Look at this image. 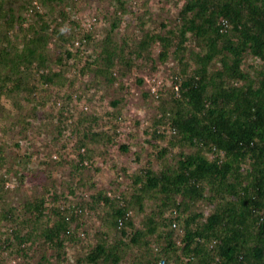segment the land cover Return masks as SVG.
I'll return each mask as SVG.
<instances>
[{
	"label": "trees",
	"instance_id": "1",
	"mask_svg": "<svg viewBox=\"0 0 264 264\" xmlns=\"http://www.w3.org/2000/svg\"><path fill=\"white\" fill-rule=\"evenodd\" d=\"M41 1L75 6L70 0ZM72 1L78 10V0ZM113 1V20L100 52L96 53L97 47L92 45L96 36L94 24L84 29L75 17L69 18L64 27L51 28L43 13L35 8L37 0H25L13 8L0 0V37L5 42L0 50V67L10 70L0 75V95L7 86L10 94L31 93L33 83L29 86L27 82L34 74L40 84L54 82L58 74L50 72L47 57L51 36H56L55 45L62 48L66 59L81 62V57H85L80 67L83 74L93 66L95 72L99 71L103 62L111 81L117 76L110 71L115 60L119 65L132 66V59L124 56L123 46L111 36L129 11L127 1ZM60 16V20L68 17L66 12ZM178 16L180 24L169 28L167 34L145 27L146 18L139 17L144 36L136 56H143L140 51L146 53L151 44L157 43L158 62H166L172 53L184 66L174 77L175 93L165 101L163 112L166 124L177 135L173 140L193 150L180 152L172 169L156 173L147 168L137 177L138 190L160 191L164 195L163 207L173 208L175 215L165 219L168 229L162 236V246H154L151 254L136 264H168L171 257L183 264H264V0H185ZM161 25L166 28L165 23ZM190 38L196 39L200 48L190 56L195 63L192 71L187 69L191 64H183L184 57L180 56ZM250 55L261 60L258 67L253 66L252 74L243 69L245 58ZM63 61L59 57L58 62ZM213 65L216 67L211 69ZM113 104L117 106L118 100H113ZM162 119L154 120L155 125L164 124ZM120 131L117 128L114 134ZM156 132L158 138H164L163 132ZM107 139L114 142L110 136ZM80 146L86 148L88 142L81 141ZM78 155L83 165L91 153ZM110 192L97 191L88 205L107 207L109 226L117 227L122 236L111 242L106 237L98 238L85 255L76 258V264H118L131 244L140 245L143 238L158 234L154 217H149L144 229H136L129 241H124L126 228L133 225L132 199L136 197L141 204L143 196L137 191L128 199L122 191ZM198 200H207L213 209L206 216L191 213L183 219L184 232L178 241L175 230L180 214L188 202ZM84 211L86 207L78 203L46 209L43 199L27 200L20 210L8 208L2 213L3 219L12 220L16 226L10 233L7 230L6 245L16 244L25 255L27 245L39 242L56 246L59 254L69 241L85 237L79 234Z\"/></svg>",
	"mask_w": 264,
	"mask_h": 264
},
{
	"label": "rangeland",
	"instance_id": "2",
	"mask_svg": "<svg viewBox=\"0 0 264 264\" xmlns=\"http://www.w3.org/2000/svg\"><path fill=\"white\" fill-rule=\"evenodd\" d=\"M23 1L5 0V6L17 7ZM37 1L35 8L43 13L51 28L64 27L69 18L75 17L84 29L94 24L96 36L92 45L97 47L96 53L100 52L102 40L113 20V0H78V10L72 0L68 2L75 6ZM126 1L129 11L122 16L111 36L123 46L124 56L132 59V66L127 63L119 65L115 60L110 71L117 74L116 79L108 80L111 76L103 62L99 71L95 72L93 66L88 73H81L85 57H81V62L66 59L62 48L55 45L53 38L56 36H51L47 47L49 69L63 78L57 80L55 76L54 82L43 85L34 74L27 82L29 86L33 83L31 93L20 91L10 94L7 86L0 95V264H38L45 260L52 264H76V258L85 255L98 238L106 237L111 242L121 237L117 227L109 226L107 207L98 204V207L91 208L88 205L97 191H111L112 194L122 191L128 199L137 191L143 196L141 204L136 197L132 199L133 225L126 228L127 235L122 237L124 241L128 242L136 229H144L149 217H154L156 221L158 234L143 238L140 245L131 244L122 253L118 264H136L148 257L154 246H162V236L168 229L164 222L173 215V208L163 207L164 195L160 191L140 192L137 177L147 168L156 173L172 169L180 152L188 153L193 149L173 140L177 139V135L166 124L163 112L165 101L175 93L174 77L184 66L172 53L166 62H158L160 45L157 43L151 44L146 53L140 51L143 56H136L144 36L139 17L146 18L145 27L167 34L169 28L175 29L180 24L178 13L185 0ZM63 12L68 17L60 20ZM18 43L21 46V40ZM3 45L5 42L0 37V50ZM199 50L196 39L190 38L180 52V56L184 57L182 63L191 64L188 71L195 66L191 54ZM59 57L64 60L62 63L58 62ZM260 63V59L247 56L243 69L252 74L254 67ZM215 65L218 67L219 63ZM123 70L126 72L121 75ZM9 71L0 67V75ZM113 100H118L117 106H114ZM118 117H121L120 121ZM161 117L164 124L155 125L154 120ZM117 128L121 131L115 135ZM156 130L165 134L163 139L158 138ZM108 136L114 142L107 141ZM81 141L88 142L85 151L91 153L90 160H85L83 165L78 154L85 153L86 148L80 146ZM40 199L45 201L46 209L70 203L83 204L86 211L81 218L83 223L79 226V234L85 237L69 241L59 254L56 246L39 242L30 247L27 245L25 255L20 253L16 244L8 247L6 244L9 241H5L7 230L10 233L16 225L10 219L4 220L2 213L8 208L22 209L27 200ZM186 209L181 212V220L175 230L178 241L184 232L183 219L191 213L201 212L206 216L213 205L207 200L191 201ZM143 241H148V246ZM63 254L66 256L61 260ZM98 264L112 263L101 261ZM168 264L183 263L171 257Z\"/></svg>",
	"mask_w": 264,
	"mask_h": 264
},
{
	"label": "built area",
	"instance_id": "3",
	"mask_svg": "<svg viewBox=\"0 0 264 264\" xmlns=\"http://www.w3.org/2000/svg\"><path fill=\"white\" fill-rule=\"evenodd\" d=\"M176 89V88H175Z\"/></svg>",
	"mask_w": 264,
	"mask_h": 264
}]
</instances>
